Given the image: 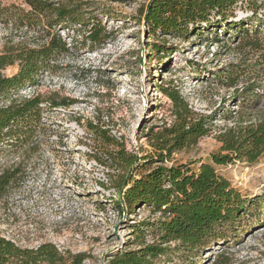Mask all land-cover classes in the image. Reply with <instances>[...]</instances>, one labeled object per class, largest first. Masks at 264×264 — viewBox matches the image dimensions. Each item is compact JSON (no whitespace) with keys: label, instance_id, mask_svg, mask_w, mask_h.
Here are the masks:
<instances>
[{"label":"rangeland","instance_id":"1","mask_svg":"<svg viewBox=\"0 0 264 264\" xmlns=\"http://www.w3.org/2000/svg\"><path fill=\"white\" fill-rule=\"evenodd\" d=\"M20 2L1 0L2 5ZM98 2L117 16L102 17L113 36L91 46L80 35L69 38L61 30L73 44L70 51L58 56L56 67L44 70L37 84L11 95L40 93L58 105L42 104L28 142H0V171L9 166L15 170L8 190L0 196V236L22 248L53 243L67 264L79 258L81 264H107L123 249L158 240L152 229L145 234L134 229L151 215L148 206L118 208L119 166L110 152L120 146L137 154L154 151L153 134L176 119V106L160 85L177 86L196 114L212 117L209 132L175 152L166 160L168 165L183 163L198 170L202 162L213 163L212 154L222 151L219 135L227 127L264 116L263 82L239 100L242 78L264 70V0H238L229 27L223 23L215 30L205 28L188 40L149 34L139 21L149 0ZM254 6L257 15L252 13ZM245 29L248 39H259V47L244 42ZM157 40L166 43L170 52L153 51L151 44ZM23 41L36 46L37 33L0 19V53ZM228 69L240 76L236 86L220 78ZM18 70L15 64L3 73L10 76ZM8 100L0 96V104ZM215 167L247 199L236 229L227 227L226 237L200 251L165 243L170 246L168 255L150 264H213L222 250L232 255L235 264H264V155L253 164L236 160Z\"/></svg>","mask_w":264,"mask_h":264},{"label":"trees","instance_id":"2","mask_svg":"<svg viewBox=\"0 0 264 264\" xmlns=\"http://www.w3.org/2000/svg\"><path fill=\"white\" fill-rule=\"evenodd\" d=\"M237 3L238 0H149L141 9L139 21L146 24L150 35L159 38L172 35L188 40L205 28L215 30L223 23L229 27L233 23L229 18L234 16ZM98 4V0H21L2 5L0 0V19L11 22L17 29L34 31L38 40L36 46L23 41L16 48L0 53V96L9 98L8 103L0 104V142H28L33 124L40 119L42 104L49 101L51 105H58L54 99H46L40 93L20 98L11 95L24 86L37 84V77L44 70L52 71L58 56L70 51L73 44L61 30L69 38L80 35L83 43L89 42L91 46L103 44L113 36L102 17L114 19L117 16ZM257 12L254 6L252 13L257 15ZM243 31L247 32L244 39L247 45H261L257 37L253 41L248 39L247 29ZM255 32L258 34L259 29ZM151 49L159 54L170 52L166 43L159 40L152 42ZM15 64L19 65L15 74L3 73V69ZM220 78L227 85L236 86L240 76L228 69ZM242 79L245 84L239 93L241 101L245 94L254 92L256 86L264 83V70ZM160 89L174 102L176 119L153 134L154 151L137 154L120 146L110 152V158L119 166L115 181L118 208L124 210V204L131 210L148 206L151 215L134 224V229L142 234L152 229L158 232L159 238L138 248L119 251L107 264H150L153 259L168 255L170 246L165 243L176 242V248L200 251L226 237L227 227L232 231L236 229L235 223L246 210L247 199L215 165L236 160L253 164L264 155L262 116L227 127L219 135L222 151L212 154L213 163L202 162L198 170H191L183 163L168 165L166 160H171L175 152L196 144L209 132L212 117L196 114L177 86L164 84ZM242 110L237 113L242 115ZM90 127L96 128L92 122ZM104 139L110 141V138ZM154 163L158 164L152 166ZM14 176L11 166L0 171V196L8 190ZM157 213L160 215L154 218ZM8 263L67 264V261L53 243L22 248L0 236V264ZM73 264H81V258ZM213 264H235V260L228 251L222 250Z\"/></svg>","mask_w":264,"mask_h":264}]
</instances>
